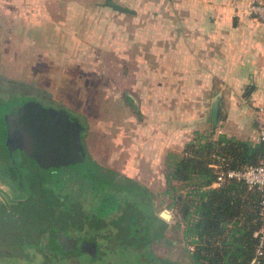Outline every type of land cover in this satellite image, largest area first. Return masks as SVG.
Listing matches in <instances>:
<instances>
[{"label":"rangeland","instance_id":"obj_1","mask_svg":"<svg viewBox=\"0 0 264 264\" xmlns=\"http://www.w3.org/2000/svg\"><path fill=\"white\" fill-rule=\"evenodd\" d=\"M184 1L29 0L13 6L0 1V93L43 95L54 107L64 106L81 116L87 125L85 144L93 159L92 168L100 166L107 172L108 180L100 184L82 177V170H87L83 164L41 172L55 181L52 186L44 183V189L63 196L64 207L74 208L80 231L97 239L100 256L90 264H163L157 263L158 258L190 264L182 231L175 225L174 211L168 208L171 200L165 194L166 154L173 148L180 152L192 130L209 132L216 127L219 134L220 124L233 104L227 109L224 103L219 118L214 115L210 93L206 103L194 100L172 107L166 83L171 37L181 32V22L177 21L194 14L193 10L196 14L200 11L199 5L192 3L188 8ZM258 1L250 0L244 6L250 12L249 7ZM108 3L119 4L127 11L115 10ZM155 28L159 32L157 40ZM175 57L180 63L182 55ZM179 73L181 80L182 71ZM217 90L224 102L231 98L229 86ZM187 105L197 114L205 111L206 115L184 118ZM173 108L179 117L174 116ZM237 122L232 119L229 127L236 128ZM174 128L182 135L173 134ZM251 131L257 133L255 127ZM155 150H159L157 154ZM114 170L135 178L150 193L136 184H129L127 190L119 188L123 181L113 174ZM134 199L142 204L136 207ZM38 200L39 196L37 205L30 201L25 206L30 213L39 212L40 208H33L39 207ZM166 209L170 212L168 219L161 217ZM152 210L167 222L166 238L158 242L153 235L154 255L146 251L142 256L130 248L135 244L147 247L156 226ZM130 224L146 229L138 242L126 235ZM108 233L110 240L106 238ZM80 260L90 261L88 257ZM0 264L17 262L3 258Z\"/></svg>","mask_w":264,"mask_h":264},{"label":"trees","instance_id":"obj_2","mask_svg":"<svg viewBox=\"0 0 264 264\" xmlns=\"http://www.w3.org/2000/svg\"><path fill=\"white\" fill-rule=\"evenodd\" d=\"M107 5L121 12L127 11L119 4ZM79 118L83 121L81 116ZM84 125L82 141L87 152L85 164L87 170H82L84 172L80 173L83 178H93L94 182L100 184L108 180L107 172L100 166L95 170L94 165L90 163L93 159L85 144L87 125L85 123ZM263 151L262 142L243 140L225 133L217 134V129L214 127L209 132L197 131L195 136L185 143L181 152H170L166 156L165 194L171 200L168 208L174 211L175 225L182 231L190 264H250L257 245L254 232L260 226L259 194L238 180H229L215 187L213 184L216 181L217 169L214 166L216 160L214 155H223L230 167L241 168L245 165L257 164ZM113 174L120 175L124 182L119 188L127 190L129 188L126 186L136 184L150 193V190L137 180L116 171ZM142 201L146 202L145 198H142ZM133 202L136 207L142 204L138 199H134ZM151 215L155 218L156 226L148 237L147 247L143 244L130 246V249L142 256L147 254L146 251L154 255L151 249L153 235L158 242L166 238L164 230L168 225L167 222L153 210ZM145 233L144 227L132 224L128 226L126 235L130 240L138 242ZM94 242L96 256L100 253L99 243ZM167 261L158 258L157 263L180 264L178 261Z\"/></svg>","mask_w":264,"mask_h":264},{"label":"crops","instance_id":"obj_3","mask_svg":"<svg viewBox=\"0 0 264 264\" xmlns=\"http://www.w3.org/2000/svg\"><path fill=\"white\" fill-rule=\"evenodd\" d=\"M0 1L13 6L29 0ZM249 1L185 0L183 2L185 7L190 8L191 4L195 3L199 5L200 11L196 14L193 10L194 14L183 16L181 21H177L181 22V32L177 31L180 34L171 37L172 52L168 49L170 61L166 83L169 87L167 94L172 107L175 103H193L194 100L206 103L208 93L211 94L214 102L215 96L220 92L217 88L222 85L229 86L231 98L226 99L224 103L227 109L229 104L233 106L229 114L224 116L225 119L221 122L218 133L257 142V110L260 106L264 107V21L259 20L252 12H248L244 5L248 6ZM187 11L189 14V10ZM154 30L157 40L158 28ZM178 53L182 55L180 63L175 57ZM178 70L183 74L181 80H179L181 73L177 74ZM191 108L192 106L189 105L183 108L184 118L188 119L196 115L200 118L206 115L205 111L202 114L198 111L197 114ZM223 108L218 110L214 107L215 117L219 118ZM173 114L177 115L178 111L174 109ZM232 119L238 121L234 129L229 127ZM251 127H255L257 133L252 132ZM197 131L198 129L192 130L190 135L184 138L181 151ZM172 133L182 135L176 133L175 128ZM158 151L155 150L156 154ZM170 152H175V149H170L166 156Z\"/></svg>","mask_w":264,"mask_h":264},{"label":"flooded vegetation","instance_id":"obj_4","mask_svg":"<svg viewBox=\"0 0 264 264\" xmlns=\"http://www.w3.org/2000/svg\"><path fill=\"white\" fill-rule=\"evenodd\" d=\"M0 96V259H16L17 264L94 263L100 256L94 255L93 242L97 240L89 237V232L80 231L74 208L65 209L63 196L44 189V183L50 186L55 183L50 174L41 175L43 169L36 161L20 148L10 151L4 142L3 117L7 108L10 110L19 103L20 97L37 98L54 107L52 101L29 93H0ZM37 196L39 207L33 208H40L39 212L30 213L25 206L30 201L37 205ZM106 235L110 240V234ZM80 257H88L90 261L84 263Z\"/></svg>","mask_w":264,"mask_h":264},{"label":"water","instance_id":"obj_5","mask_svg":"<svg viewBox=\"0 0 264 264\" xmlns=\"http://www.w3.org/2000/svg\"><path fill=\"white\" fill-rule=\"evenodd\" d=\"M214 105L218 110L224 107L220 92L214 98ZM6 112L4 142L10 151L20 148L28 158L49 171L86 164L87 152L82 141L85 125L74 113L47 106L33 97H21ZM169 213L166 209L161 217L168 219Z\"/></svg>","mask_w":264,"mask_h":264},{"label":"built area","instance_id":"obj_6","mask_svg":"<svg viewBox=\"0 0 264 264\" xmlns=\"http://www.w3.org/2000/svg\"><path fill=\"white\" fill-rule=\"evenodd\" d=\"M249 11L264 19V2L260 0L257 4L251 5ZM257 113L258 136L256 140L264 145V107L260 106ZM214 157L216 158L214 166L217 169L216 181L213 184L215 187H219L229 180H238L247 185L249 189L256 190L259 194L258 219L260 226L254 232L257 245L250 264H264V151L257 164L245 165L241 168L230 167L223 155L215 154Z\"/></svg>","mask_w":264,"mask_h":264}]
</instances>
